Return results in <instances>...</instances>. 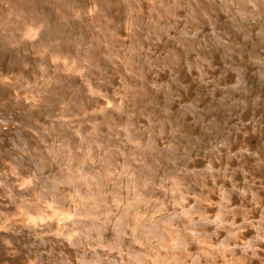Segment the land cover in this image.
Returning a JSON list of instances; mask_svg holds the SVG:
<instances>
[{
  "label": "bare ground",
  "instance_id": "bare-ground-1",
  "mask_svg": "<svg viewBox=\"0 0 264 264\" xmlns=\"http://www.w3.org/2000/svg\"><path fill=\"white\" fill-rule=\"evenodd\" d=\"M101 1L106 8L98 6L99 23L104 22L106 9L123 3ZM145 1L128 0L131 6ZM20 7L12 5L14 10ZM178 9L186 13L181 21L177 20ZM151 12L157 19L165 18L168 25L161 26L154 19L144 27L140 17L135 20L133 55L127 62L138 55L143 82L133 75L125 82L128 88L138 84L145 88L146 72L152 76L173 71L175 78L163 91L167 104L150 100L154 109L148 107L149 112L135 103L121 111L128 119L126 129L119 126L122 116L109 112L101 117L102 126L89 132L97 117L81 113L101 93L97 89L100 83L94 85L91 78H85L80 87L63 82L47 86L39 107L32 97L34 87L27 93L23 89L20 72L25 63L17 64L19 74L14 80L0 82V158L16 168L0 179V218L11 219L23 206L29 219L9 229L0 227V264H246L258 258L264 262V229L259 223H249L258 235L247 246L238 241L239 234L223 225L225 216L241 214L244 204L229 211V196L223 194L213 223L206 226L193 218L203 213L206 195L216 189L217 177L224 169L250 181L249 177H260L253 171L264 165V0H155ZM2 19L0 5V37L3 30L8 32L0 38V48L7 49L21 28L13 22L6 29ZM208 21L212 29L205 34ZM181 25L184 30L193 28L194 35L180 30ZM159 43L169 46L168 55L151 63L143 61L144 51L135 46L146 44L150 49ZM37 44L33 50L42 56L41 40ZM58 48L54 46L55 60L61 53ZM38 63L42 67L41 61ZM95 66L92 73L97 71ZM193 70L199 71V79L191 80ZM32 73L35 76L37 71ZM230 76L234 84L227 81ZM192 86L196 95L191 104L173 110L174 101ZM70 87L77 95L64 113L59 100ZM144 92L136 91L149 98ZM225 110L232 120L226 119L228 115L220 119ZM144 115H151L148 119L153 121L144 132L149 134L147 139ZM187 116L199 124L209 119L210 127L221 123L214 138L210 127L199 134L200 154L208 162L203 170H191L190 158L178 164L171 158L179 145L191 143L192 127L183 124L179 127L183 135L166 151L159 148L160 138L178 128L177 120ZM40 119H46L42 127ZM252 137L257 138L256 145L250 143ZM234 143L241 151L230 156ZM215 162L220 168L216 169ZM156 170L160 171L154 174ZM193 195L200 203L188 206L184 202ZM73 209L77 215L60 226L56 213H73ZM48 215V224L38 221ZM137 216L150 220L136 232L132 225ZM220 233L225 235L221 243H207ZM192 244L196 256L189 263Z\"/></svg>",
  "mask_w": 264,
  "mask_h": 264
},
{
  "label": "rangeland",
  "instance_id": "rangeland-1",
  "mask_svg": "<svg viewBox=\"0 0 264 264\" xmlns=\"http://www.w3.org/2000/svg\"><path fill=\"white\" fill-rule=\"evenodd\" d=\"M154 1L155 0H147L142 4L131 6L128 0H122L123 3L120 6L115 4L113 9L107 5L109 8L106 9L107 13L104 14L106 15L104 22L99 23L96 14L98 13V6L104 4L101 0H0L3 18L2 25L5 26L6 29H9L14 22L15 27L18 26L22 29L14 34V40L10 42L11 46L9 48H0V82L14 80L19 74L17 64L25 63L20 72L21 76L24 78L23 87L25 88L23 89L27 93L31 87H34L32 97L36 103V107H39L40 103L43 101L41 92H44L47 86L51 87L54 86L55 83L63 82L64 84L67 83L65 85L70 83L71 85L74 84L80 87L84 83L85 78H91L90 81L94 83V85L100 83L97 89L101 93L97 94V92L92 89L93 93L97 95L95 99L93 98L89 101V104L81 113L86 117H97V121L92 123L89 127V132L95 133L102 126L101 117L109 112H114L117 113L118 116H122L119 119V126L125 127L128 119L125 114L121 113L123 109L135 103L148 110V107L151 105L150 100L151 102L156 101L161 105L167 104L163 91L167 89L166 86L168 81L175 78L173 71L160 72L152 76H149L146 72L145 77L149 79L145 88H142L140 84H138L139 86L137 85V87L128 88L125 82V78L130 75L135 76L137 82H143L141 71L138 70V63L136 61L138 55L134 54L135 59L133 58V61H130V63L127 62L133 55L131 53L134 47H131V41L132 26L135 20L140 17V23L144 27L149 26L154 19L161 26L168 25V21L165 18L157 19L151 12ZM186 1L188 2L190 0ZM112 2L114 3L115 1L112 0ZM14 3L20 4L21 7L14 10L12 8ZM103 6L106 8V4ZM177 14V20L181 21L186 13L183 9H178ZM46 27L49 30H46ZM211 29V23L208 21L207 25H205V34L211 32ZM180 30L189 33L190 36H193L195 33L193 28L184 30L183 25H181ZM3 31L4 33L0 37L1 39L8 35L7 31ZM40 40L42 47L39 49L43 53L42 56L36 54L35 50H33L34 46H37V42ZM55 45H58V50L61 51L56 60L53 56L55 53ZM135 46L138 50L142 49L144 51L143 61H148L150 63L157 58L166 57L169 52V46L163 43L156 44L150 49L146 48V44ZM219 60L222 66L223 61L221 56H219ZM38 61H41L42 67H39ZM94 65L98 68H96L97 71H95V73H92L91 71ZM216 68L219 69V67ZM33 69L37 71L35 76L32 73ZM193 71L194 72L190 73L192 76L191 80L199 79V71ZM227 81L234 84L235 79L230 76ZM89 85L92 86L91 84ZM137 90H144V94L149 95V98L142 94L138 96L136 93ZM76 95L72 87L67 88L62 95V99L59 100L61 112L65 113L67 111V107L71 104ZM195 95V88L192 86L184 96L174 101L171 108L180 111L184 106L191 104ZM254 96L255 95H253V97ZM150 108L154 109L152 107ZM227 111L228 110L221 112V120L226 118L227 115L228 117L226 119L232 120L234 118L231 113ZM150 116L144 115L142 118L144 122L143 129L145 128L143 133L145 131L147 132L146 129L148 127L153 126V121L148 119ZM45 121L46 119L39 120L41 127ZM177 121L176 127L178 128H174L170 133L160 138L159 148L166 151L173 140H178V138L183 135L179 127L185 124L184 126L187 125L189 128L192 127L191 133L189 134V137H191L189 141L191 143L179 145L177 152L174 153L171 158L175 164L180 163L184 158H190L193 162L191 170H203L207 168L208 162L205 160L204 156L200 154L199 148L202 143L199 140V134L204 130L207 133V128L210 127L209 119L200 122L201 124L194 122L191 116H187L184 119L181 118L180 121ZM220 124L221 123L218 122L210 127V129L213 130L211 133L213 138L217 133V126ZM193 126L196 127L193 128ZM41 132L42 130H40L38 134ZM148 136L149 134L145 135L144 133V139H147ZM256 140V137H252L250 143L256 145ZM142 143L145 144L146 142L144 141ZM233 145L231 146L232 151L229 153L230 156L241 151L239 145L235 144L234 147ZM144 147L145 146H143V148ZM82 161H84V158ZM214 164L216 165V169L220 168L217 162ZM223 167H225V165H222V171ZM11 169L14 171L16 170L9 160L5 162L0 158V179H2L3 174L7 175ZM54 170H57L56 165H54ZM159 171L160 170H156L154 174L159 173ZM232 171V169L228 171L224 169V172L217 177L216 189L206 195L203 213L199 216L194 214L193 218H196L197 222L206 226L209 225V221V223H213L219 212V204L223 201L222 196L223 194H227L229 200L226 202V205H228L229 211L238 208L239 204H244V207L241 208V210H243L241 214L228 213L225 216L226 221H223V225H228L230 231H233L236 235L239 234L238 241L242 243L246 242L243 246H247L248 242L254 241V238L258 235V230L249 226V223H259L260 227L264 229V165L260 167V171H253L255 174L259 173L260 177H249L250 181H246L241 177L237 178L238 175L231 174L233 173ZM48 172V174H50V168ZM194 197L193 195L192 198L190 197L184 203L188 204V206H193L195 203L199 204L200 202L195 201ZM51 204H54V200H51ZM148 204L151 205V203ZM54 207L55 204L51 205L52 209H54ZM205 210L207 212H205ZM63 211L64 210L57 212L56 217H54L58 219L60 226L66 224V218L77 215V211H74V209L73 213L68 210ZM25 212L26 210L23 206L18 207L13 215L14 217L12 216L11 218L12 220L0 218V227L4 225L3 227L6 228L8 226L6 229H9L13 224L18 226V224L29 222V219L27 220L26 218L27 216H24ZM169 212H173V209ZM53 215L54 214H52V216ZM45 218H40L38 221L48 224L49 220L47 219L49 215ZM202 219L204 220L201 221ZM149 220V217L148 219L138 217L137 221L133 222L132 228L134 230L136 229L137 232L139 227L145 225L147 223L146 221ZM36 223V226H38V222ZM2 228L0 229L2 230ZM236 229H241V233L236 232ZM224 238L225 235L220 233V235L214 236L207 241V243L217 246ZM230 243H234V241ZM209 244L206 247H210ZM194 246L195 245L192 244V257L188 259L189 263H192L191 260H194L196 256V247L194 248ZM234 246L235 245H232L231 248H234ZM169 249L171 250V247H169ZM11 255H13V253H11ZM260 260L259 258L254 259L253 261H248L246 264H264V262H260ZM220 263L222 264L223 262L220 261ZM163 264H167V262Z\"/></svg>",
  "mask_w": 264,
  "mask_h": 264
}]
</instances>
